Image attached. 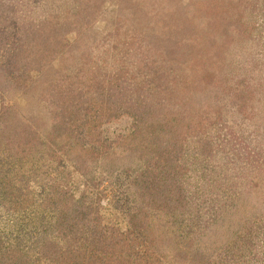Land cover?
<instances>
[{
    "label": "rangeland",
    "instance_id": "obj_1",
    "mask_svg": "<svg viewBox=\"0 0 264 264\" xmlns=\"http://www.w3.org/2000/svg\"><path fill=\"white\" fill-rule=\"evenodd\" d=\"M159 146L184 207L146 170ZM0 245L264 264V0H0Z\"/></svg>",
    "mask_w": 264,
    "mask_h": 264
},
{
    "label": "trees",
    "instance_id": "obj_2",
    "mask_svg": "<svg viewBox=\"0 0 264 264\" xmlns=\"http://www.w3.org/2000/svg\"><path fill=\"white\" fill-rule=\"evenodd\" d=\"M150 127H151V125H150ZM153 127L158 128L155 126H153ZM137 129L139 131H141L143 128L141 125H139V126L137 125ZM160 129H163V127L160 126ZM164 142H165V140L162 137L160 139L159 143H164ZM76 144H77L78 148L83 150V144H81L79 142H75V145ZM146 145H147L146 147L147 148L149 147L148 149H150L151 146L149 144H146ZM159 148H161L160 152L156 151V153H154L153 150H148V152L150 154V162L152 160L156 161L157 167L156 166L155 167L158 168L159 173L157 175L160 177L158 183L160 185H162L163 187L166 186V189L168 190V191H166L167 194L169 191H171L176 186L179 190V195L175 196V203L177 202V204H180L181 206L184 207L186 204V196L183 193L184 191H183L182 187L177 184V182L181 179V175L184 173V170H180V166L177 164V160L169 162L167 159V157H169V155L164 156V153H163L164 149L160 146H159ZM147 165H148V169H146V170L150 171V169H152V167H153L152 162L147 163ZM146 173H148V172H146ZM171 197H173V196H169L168 199H170ZM170 201H173V198H171ZM175 203L172 202V204H175ZM177 204H175L176 207H177ZM173 208L174 207H171V208H169V210H172ZM76 211H77V209L74 208L72 211H69L66 213L65 212L60 213V216H59L60 218L57 221V226H58L57 236L58 237L64 238V237L69 236V233L72 229L71 227L75 226V224L79 222L78 221V219H79L78 215H74V212L76 213ZM85 213H84V216H85ZM82 215L83 214H81V218H82ZM66 225H68L67 230H62L66 227ZM86 246L87 245L81 247L82 248L80 250V251H82L81 257H85V256H87V254L91 253V258H93V256L95 255L94 257H97L96 258L97 261H100V262L104 261L105 262L103 257L97 255V253L95 251V248H96L95 246H97L96 244H93V247L91 249L84 251L86 249ZM105 250L109 252V253H107V256L105 258H109V257L113 256V252H110L108 250V248H105ZM0 264H32V263L30 261V258L26 255V253L24 251H22V248L16 247L15 249H12V248L6 249L2 245H0ZM99 264H101V263H99Z\"/></svg>",
    "mask_w": 264,
    "mask_h": 264
}]
</instances>
